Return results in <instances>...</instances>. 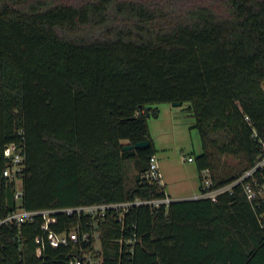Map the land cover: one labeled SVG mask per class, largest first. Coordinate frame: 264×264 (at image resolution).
Segmentation results:
<instances>
[{"label": "trees", "instance_id": "16d2710c", "mask_svg": "<svg viewBox=\"0 0 264 264\" xmlns=\"http://www.w3.org/2000/svg\"><path fill=\"white\" fill-rule=\"evenodd\" d=\"M161 103L189 104L200 186L204 169L219 187L251 168L264 151V0H0V264L84 255L102 264H264V197L249 200L243 184L215 201L55 212L52 231L79 234L58 247L42 216L3 222L19 208L165 198L164 185L145 178L157 153L148 122ZM141 141L149 145L123 150ZM11 143L25 145L20 202L4 175Z\"/></svg>", "mask_w": 264, "mask_h": 264}, {"label": "built area", "instance_id": "2783aa9c", "mask_svg": "<svg viewBox=\"0 0 264 264\" xmlns=\"http://www.w3.org/2000/svg\"><path fill=\"white\" fill-rule=\"evenodd\" d=\"M248 119V118H246ZM261 146L264 150V142H261ZM4 154L9 158L8 166L5 170V177L14 186V200L20 202L23 194L22 188V178L25 168V145L24 143H11L4 151ZM188 161L192 162L193 157H189ZM202 182L199 188V192L193 199H210L215 201L217 197L226 192H231L233 186L237 184H243L245 193L249 200H255L257 197H264V151L263 154L257 159L254 165L248 170L244 171L239 177H237L233 182L219 186L213 187V182L211 179V173L208 169H204L201 172ZM145 178L158 180L161 183V173L157 158L155 155L150 157L149 170L145 175ZM172 200L166 196L162 199L156 200H133L122 203H112V204H98L89 206H80L76 208H67L63 210H27L25 208H19L12 211L3 222H11L16 224H22L26 222H31L36 216H42L44 222L42 228L47 232L48 241L53 247H58L60 245H68L69 243L77 242L79 240V234L77 230L71 229L67 232L56 233L50 229V224L55 222V218L52 216L53 213L58 211L67 212L69 214L73 212L90 214L92 216H104L108 209L115 208L120 209L125 212L129 207L133 205H150L158 208L161 204L168 205ZM88 234H83L82 238L84 240L88 239ZM98 234H96V238ZM137 241L136 235L130 238L129 242L135 243ZM39 242V239H37ZM122 242V240H121ZM97 249V248H96ZM38 256H40V249H38ZM84 258L75 257L67 261L66 264H102L101 256H90L84 255ZM87 258V260L85 259Z\"/></svg>", "mask_w": 264, "mask_h": 264}, {"label": "rangeland", "instance_id": "374dc122", "mask_svg": "<svg viewBox=\"0 0 264 264\" xmlns=\"http://www.w3.org/2000/svg\"><path fill=\"white\" fill-rule=\"evenodd\" d=\"M158 116L149 119L150 136L157 149L156 158L163 174V183L170 191L187 190L198 194L200 181L196 163L188 161L202 152L194 118L188 109L181 106L161 103L155 105ZM126 178L132 183L135 168L133 162L126 163ZM127 181V183H128Z\"/></svg>", "mask_w": 264, "mask_h": 264}, {"label": "crops", "instance_id": "0c3cea01", "mask_svg": "<svg viewBox=\"0 0 264 264\" xmlns=\"http://www.w3.org/2000/svg\"><path fill=\"white\" fill-rule=\"evenodd\" d=\"M124 143H128L127 141H124ZM155 143V142H154ZM159 168H160V166H159ZM136 172L137 171H135V174H134V176L136 175ZM160 173H161V171H160ZM163 174L161 173V183H163ZM162 185H164V184H162ZM164 189H165V193L167 194V196L171 199V200H184V199H190V198H193L194 196H196L197 195V193L196 192H194V191H191L192 193H189L187 190H180L179 192H175V191H170L168 188H167V186H166V184L164 185Z\"/></svg>", "mask_w": 264, "mask_h": 264}, {"label": "water", "instance_id": "95a60500", "mask_svg": "<svg viewBox=\"0 0 264 264\" xmlns=\"http://www.w3.org/2000/svg\"><path fill=\"white\" fill-rule=\"evenodd\" d=\"M174 106H180L181 104L180 103H174L173 104ZM149 145V142L148 141H141V142H137L135 144H127L123 147V150L124 151H130V150H134V149H137V148H142V147H146Z\"/></svg>", "mask_w": 264, "mask_h": 264}]
</instances>
